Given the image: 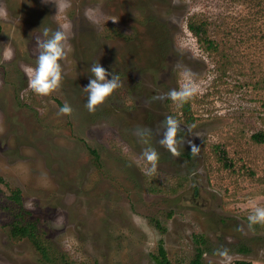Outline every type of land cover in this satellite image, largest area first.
<instances>
[{"label":"rangeland","instance_id":"obj_1","mask_svg":"<svg viewBox=\"0 0 264 264\" xmlns=\"http://www.w3.org/2000/svg\"><path fill=\"white\" fill-rule=\"evenodd\" d=\"M55 2L70 6L0 0V264H155L161 239L174 264H192L198 247L203 264H264V226L247 220L264 206V144L252 139L264 131V0ZM192 19L215 49L190 31ZM60 26L62 85L38 96L24 69L36 65L35 37ZM97 62L123 87L91 113L83 88ZM184 73L199 89L192 100H152ZM65 103L71 115L58 114ZM167 116L185 140L179 157L159 144ZM138 126L152 129L154 176L143 171ZM29 222L49 261L13 237Z\"/></svg>","mask_w":264,"mask_h":264},{"label":"clouds","instance_id":"obj_2","mask_svg":"<svg viewBox=\"0 0 264 264\" xmlns=\"http://www.w3.org/2000/svg\"><path fill=\"white\" fill-rule=\"evenodd\" d=\"M45 3L50 0H44ZM55 2V0H51ZM58 10L66 9L70 5L67 3H56ZM58 11V12H59ZM116 21V20H112ZM69 36L64 28L60 26L56 30L44 28L40 35L35 37V48L37 50L36 65L28 66L24 69L28 80V88L38 96H51L58 91L63 81V65L62 61H66L69 51ZM90 72L93 79H90L89 84L83 88L87 93L86 108L89 112L94 113L98 107L104 105L109 98L113 97L114 93L121 87L123 83L119 74L116 72L109 73L100 62L94 63ZM111 76V79H109ZM184 82L180 84L178 89H172L166 96H154L152 100H162L170 98L177 107H182L185 103L192 100L197 94V88L191 73L182 74ZM72 107L65 103L59 109L60 115H71ZM163 132L159 140V144L166 148L175 157L180 156L179 148L185 144V140L178 136L179 122L172 116H167L162 123ZM134 134L140 139L144 147L141 157L146 162V167L143 170L147 176L157 174L159 153L150 146V138L152 129L146 127H137ZM191 153L193 156L199 153V147L191 143ZM248 227L254 225L264 226V206H253L250 214L247 217ZM240 232L245 231L244 225H240L237 229ZM215 254L221 258L229 257L227 248H219L215 250Z\"/></svg>","mask_w":264,"mask_h":264},{"label":"trees","instance_id":"obj_3","mask_svg":"<svg viewBox=\"0 0 264 264\" xmlns=\"http://www.w3.org/2000/svg\"><path fill=\"white\" fill-rule=\"evenodd\" d=\"M204 25H205L204 22L200 23L197 20L192 19L188 23V28L198 38V41L201 43V45L203 44L204 46H206L208 50H210L215 47V43L212 40L205 37L207 35V30ZM184 109L186 111H189L190 108L188 105H185ZM252 139L256 143L264 144V131H260L253 134ZM92 152L94 155L96 154L95 151ZM12 198L17 203H20L21 202L20 190L14 191ZM37 232H38L37 225L33 222H29L26 225H21L16 223L13 225V229H12L13 237L30 239L35 244L37 250L41 252L43 257L49 261L50 258L48 256L46 247L41 243L39 234ZM197 239H200L198 242L201 244H204L206 242L204 237L199 238V236H197ZM203 256H204V249L202 247H198L197 257L195 258L192 264H203ZM152 259L155 264H174L168 256V252L165 247L164 240L162 239L159 241L158 252L156 254L155 253L152 254ZM233 264H252V262L246 260H238Z\"/></svg>","mask_w":264,"mask_h":264}]
</instances>
